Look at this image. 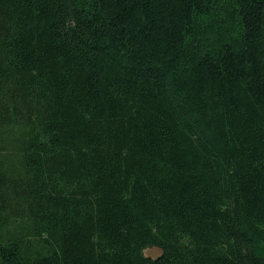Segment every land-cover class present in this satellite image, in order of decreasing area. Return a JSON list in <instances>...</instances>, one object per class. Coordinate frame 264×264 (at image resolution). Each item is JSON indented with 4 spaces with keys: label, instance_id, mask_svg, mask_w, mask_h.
Masks as SVG:
<instances>
[{
    "label": "trees",
    "instance_id": "obj_1",
    "mask_svg": "<svg viewBox=\"0 0 264 264\" xmlns=\"http://www.w3.org/2000/svg\"><path fill=\"white\" fill-rule=\"evenodd\" d=\"M0 264H264V0H0Z\"/></svg>",
    "mask_w": 264,
    "mask_h": 264
},
{
    "label": "rangeland",
    "instance_id": "obj_2",
    "mask_svg": "<svg viewBox=\"0 0 264 264\" xmlns=\"http://www.w3.org/2000/svg\"><path fill=\"white\" fill-rule=\"evenodd\" d=\"M160 254H161V251L157 248H149L144 251L145 257H149L152 259L157 258L158 256H160Z\"/></svg>",
    "mask_w": 264,
    "mask_h": 264
}]
</instances>
